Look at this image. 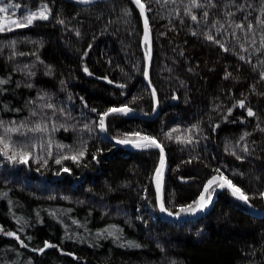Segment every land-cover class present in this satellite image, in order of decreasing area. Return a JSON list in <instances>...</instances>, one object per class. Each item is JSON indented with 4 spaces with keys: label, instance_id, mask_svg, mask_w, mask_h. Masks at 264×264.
Returning <instances> with one entry per match:
<instances>
[{
    "label": "trees",
    "instance_id": "obj_1",
    "mask_svg": "<svg viewBox=\"0 0 264 264\" xmlns=\"http://www.w3.org/2000/svg\"><path fill=\"white\" fill-rule=\"evenodd\" d=\"M8 1L31 10L47 4L50 17L0 32V80L6 81L0 121L20 128L8 135L17 152L31 153L27 164L0 155V264H264V214L250 213L224 188L206 213L163 219L152 182L159 151L117 146L96 126L97 113L125 104L148 117H109L106 134L122 139L139 131L162 144V199L170 211L197 200L219 175L216 169L262 210L261 0H196L199 7L192 0H142L157 112L144 83L142 19L131 0ZM248 108L255 115L248 116ZM37 125L46 130L31 131ZM85 146L78 162L62 159ZM5 232H15L27 247ZM45 241L56 247L33 251ZM129 241L140 247H128Z\"/></svg>",
    "mask_w": 264,
    "mask_h": 264
},
{
    "label": "snow or ice",
    "instance_id": "obj_2",
    "mask_svg": "<svg viewBox=\"0 0 264 264\" xmlns=\"http://www.w3.org/2000/svg\"><path fill=\"white\" fill-rule=\"evenodd\" d=\"M82 2L83 3H90L91 0H82ZM131 2L136 6V8L139 9L140 15L142 17H144V38L143 39H144V43L147 45V51L145 53V60L150 61V59H151V38H150L149 22H148L147 17L145 16L146 5L142 2V0H131ZM261 3H262V5H264V0H261ZM192 6L193 7H199L200 5H198L196 3V0H192ZM14 7L19 8L20 5H13V4L9 3L8 0H0V13H8ZM262 10H264V9H262ZM14 14L15 13H13V15ZM125 14L126 15L129 14V12L126 11ZM229 15H231V13H229ZM207 16H208V13L205 12L204 18L206 19ZM49 17H50V9H49L47 4H43L38 8L37 11L29 12L26 16H22L18 20H12L10 18H7V20H8V23H10L11 25H14L15 28H24V27L32 26L36 21H47L49 19ZM191 19L193 21H196L197 16L192 15ZM58 23L63 24L64 21L60 20V21H58ZM258 23L261 25H264V20H259ZM236 27L240 28V27H242V25L238 24V25H236ZM247 27L249 30L252 29L251 24L247 25ZM11 30H12L11 27H7L6 24L4 23V21L0 20V32L11 31ZM217 31H219V29H217ZM77 34H79V33H77ZM193 35H196V33L193 32ZM205 35H206L207 40L213 41V42L219 44L221 48H224V45L222 43H220L219 40H215L212 35H208V34H205ZM13 43H15V42H13ZM89 47H91V45H89ZM261 47L264 48V37L261 38ZM224 50L227 51L228 49H224ZM257 51H259V49H257ZM85 55H87V53H85ZM240 59L243 60L244 57L241 56ZM84 71L87 72L88 69L85 68ZM190 71H191V69H190ZM143 74H144L145 79H148V68H147V66H145V68L143 69ZM229 76H231V73H226L225 79H227ZM260 76H261V79L264 80V72H261ZM105 79H107V78H105ZM108 82L111 83V81H108ZM4 83H6V81L0 80V84H4ZM28 87H31V85H28ZM120 87H123V85H120ZM262 95H264V93H262ZM152 97L154 100L156 99V90L154 88L152 90ZM136 99H137L136 97H133V102ZM237 104L241 108L245 107L244 100L238 101ZM46 107L53 108V105L48 104V105H46ZM231 110L232 109H229V112H231ZM92 111L96 112L97 110L92 109ZM153 111H155V107L153 108ZM131 112H133V109L131 107H129L127 104H125L123 106H119V107H109L106 111H104L102 113H97L99 119H98V123L96 124V126L99 128L100 132H106V130H107L106 119L107 118L116 117V116H127ZM247 114H248V116L255 115V113H253L251 108H248ZM13 124H14V122H13ZM0 127H3V129H4V135H0V145H3V147H0V155H3L4 157H6L13 164H27L31 153L24 151V150H20L19 152H17L15 149V144L12 141L11 136L8 135L9 133L19 132L20 128L16 127V126L6 127L4 125L3 121H0ZM20 127H23V125H21ZM197 127H198L197 125H193V129H196ZM84 128L87 129L88 131H92V128L87 124L84 125ZM45 130H46V126L41 127L40 125H37L36 127L31 129V131H33V132H39V131H45ZM175 131H177V129H172V130H170L169 133H165L166 138L172 139L171 133L175 132ZM261 131H264V129H261ZM247 135H248V133L244 134V136H247ZM244 136H241V140L244 139ZM113 139H115L116 144L124 145V146H131L132 148L137 149V150L159 149L160 164L155 169V180H156L157 202L159 203V209H160L161 213H167L168 216L180 217L182 213L195 214L197 212L203 211L212 201V198H213L212 193L216 190L215 188L212 187L213 185H216L220 189L227 188L228 190H230L231 195L233 197H235L239 201H242L245 205H248L249 207H251V205L249 204L250 197L240 187L235 185L232 180H230L226 176H224L223 173H220L219 169H216V172L219 173V175L218 176H212L207 181V183L204 185L203 191L200 193V196L198 197L197 200L193 201L191 204L180 207L179 211H176V212L170 211L168 208L165 207L164 201L160 195L161 187H162L163 170H164V164H165L164 148H163L162 144L157 140L156 137L150 136V135H143L139 131H135V132H131V133H125L124 138H122V139H116V138H113ZM176 139L180 140L179 137H177ZM24 147L26 148L27 146H24ZM59 147H64V146L59 145ZM86 150L87 149L85 146L76 155L70 156V157L65 156L62 159H72L74 162H78L80 158H83L85 156ZM247 150L248 149L245 147L244 151L246 152ZM10 151L12 153L11 155H9ZM97 151H99V150H97ZM233 154L235 155V153H233ZM237 158L241 159V157H239V156ZM92 159L93 160L97 159V156L95 153L92 155ZM56 163L60 164L61 160H59V159L56 160ZM62 171L68 172L69 169L63 168ZM57 174L59 175V173H57ZM259 197L264 199V192H260ZM0 231H2V229H0ZM104 231L107 232L108 236L113 237L114 239L119 238L116 235V233H114L111 230L105 229ZM5 235L12 236V237H15L17 240H20V237L17 236L15 232H5ZM20 243L22 246L27 247V245L24 244V242L22 240H20ZM123 246L124 245H121V247H123ZM127 246L128 247H136V248L140 247L139 244H135L134 242H131V241L128 242ZM50 247H56V245H53V244L49 243L48 241H45L44 246L42 248L34 249L33 251H39L42 253V252H44V250L46 248H50ZM173 264H175V262H173Z\"/></svg>",
    "mask_w": 264,
    "mask_h": 264
},
{
    "label": "water",
    "instance_id": "obj_3",
    "mask_svg": "<svg viewBox=\"0 0 264 264\" xmlns=\"http://www.w3.org/2000/svg\"><path fill=\"white\" fill-rule=\"evenodd\" d=\"M80 2H82V0H79ZM92 1H94V0H91V2ZM145 16H146V12H145ZM147 17V16H146ZM141 19H142V25H143V34H142V37H141V50H142V52H143V54H144V56H145V53H146V51H147V45L144 43V17H142L141 16ZM145 66H147V68H148V79H145V77H144V83H145V85L147 86V88L151 91V93H152V90H153V87L151 86V84H150V81H149V74H150V66H151V59H150V61H146L145 60ZM155 104H156V112H157V100L155 99ZM131 115H133V116H137V117H140V118H148V117H146L145 115H143V114H138V113H136V112H131L130 113ZM103 133V135H104V138L106 139V140H108V141H110V142H112V143H114V144H116V142H115V140L114 139H112V138H110L107 134H106V132H102ZM117 146H120V147H123V148H126V149H134V148H132L131 146H124V145H119V144H116ZM158 151H159V149H157ZM164 156H165V151H164ZM159 164H160V152H159V162H158V165H157V167L159 166ZM156 167V168H157ZM165 168H166V163L164 164V170H163V173H164V171H165ZM152 182H153V188H154V192H155V194H156V201H157V192H156V180H155V171H154V174H153V178H152ZM215 191L212 193V201H211V203L203 210V211H200V212H197V213H195V214H190V215H188V216H186V217H175V216H168L167 215V213H161L160 212V209H159V203L157 202V207H158V210H159V214H160V216L163 218V219H168V220H174V221H181V220H190V219H193V218H195V217H198V216H200V215H202V214H204V213H206L211 207H212V205H213V203H214V201H215V199H216V196H217V194H218V192L221 190L220 188H218L217 186L215 187ZM225 189H227V188H225ZM228 190V189H227ZM229 192H230V190H228ZM231 193V192H230ZM160 195H161V197H162V190H161V193H160ZM235 198V197H234ZM236 199V198H235ZM236 200H238V199H236ZM239 201V200H238ZM239 202H241L246 208H247V210L250 212V213H252V214H254V215H261V214H264V208L262 209V210H259V209H257V208H255V207H253L252 205H251V207H249L248 205H245L242 201H239Z\"/></svg>",
    "mask_w": 264,
    "mask_h": 264
},
{
    "label": "rangeland",
    "instance_id": "obj_4",
    "mask_svg": "<svg viewBox=\"0 0 264 264\" xmlns=\"http://www.w3.org/2000/svg\"><path fill=\"white\" fill-rule=\"evenodd\" d=\"M9 3H11L13 5H18L16 3H14V2H9ZM38 8L31 10V9L24 8V7H21V6L19 8H15L14 7L8 13H0V20H3L7 27H11L13 29V28H15V26L14 25H11L10 23H8L7 18H10L12 20H18L22 16H26L29 12L37 11ZM13 13H15V14L13 15Z\"/></svg>",
    "mask_w": 264,
    "mask_h": 264
}]
</instances>
